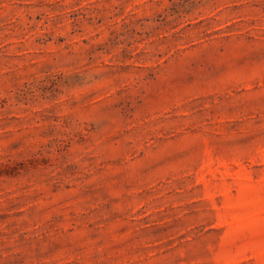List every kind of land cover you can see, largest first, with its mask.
I'll use <instances>...</instances> for the list:
<instances>
[{"label":"rangeland","instance_id":"1","mask_svg":"<svg viewBox=\"0 0 264 264\" xmlns=\"http://www.w3.org/2000/svg\"><path fill=\"white\" fill-rule=\"evenodd\" d=\"M0 264H264V0H0Z\"/></svg>","mask_w":264,"mask_h":264}]
</instances>
